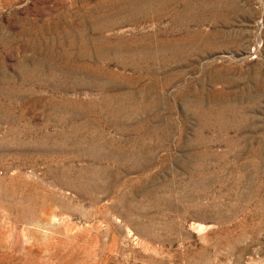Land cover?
Returning <instances> with one entry per match:
<instances>
[{
    "label": "rangeland",
    "instance_id": "374dc122",
    "mask_svg": "<svg viewBox=\"0 0 264 264\" xmlns=\"http://www.w3.org/2000/svg\"><path fill=\"white\" fill-rule=\"evenodd\" d=\"M0 264H264V0H0Z\"/></svg>",
    "mask_w": 264,
    "mask_h": 264
}]
</instances>
